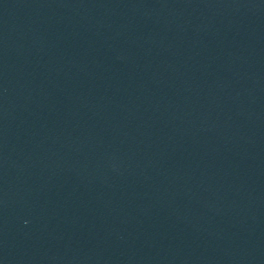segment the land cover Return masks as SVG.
<instances>
[{"label": "water", "instance_id": "95a60500", "mask_svg": "<svg viewBox=\"0 0 264 264\" xmlns=\"http://www.w3.org/2000/svg\"><path fill=\"white\" fill-rule=\"evenodd\" d=\"M0 264H264V0H0Z\"/></svg>", "mask_w": 264, "mask_h": 264}]
</instances>
